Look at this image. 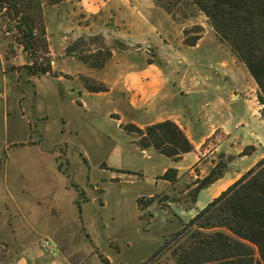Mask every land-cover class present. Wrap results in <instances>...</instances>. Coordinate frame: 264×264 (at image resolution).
Listing matches in <instances>:
<instances>
[{"label":"rangeland","instance_id":"rangeland-1","mask_svg":"<svg viewBox=\"0 0 264 264\" xmlns=\"http://www.w3.org/2000/svg\"><path fill=\"white\" fill-rule=\"evenodd\" d=\"M166 1L178 27L176 40H147L141 50L116 52L109 61L155 60L168 76L169 109L202 114L201 128L208 136L177 164L153 149L142 151L134 143V134L124 131L121 124L145 118L133 115L117 100L80 96L76 83L69 80L43 76L33 85L0 73V158L4 164L0 178L4 173L20 175L19 182L33 198L53 193L73 195L74 200L80 197L71 212L49 217L63 238L62 245L53 236L48 238L53 254L42 245L46 233L36 236L44 249L37 264H105L99 254L111 264H172L168 252L158 253L165 242L264 156L261 105L246 66L216 38L202 12L187 0ZM46 18L54 33L55 21L62 18L58 29L64 31V43L77 32L76 25L86 33L104 32L105 39L115 33L114 27L105 25L104 17L85 16L74 0L49 7ZM9 27L8 16L0 10V69H20L28 64L27 54L16 42L14 30L7 31ZM198 30L197 45L184 44V37H194ZM48 42L53 53L49 50L47 55L55 60L52 70L75 76L74 61L80 60L59 48L55 38ZM76 101L85 103L87 111ZM116 109L120 119L110 116ZM243 150L246 154L241 155ZM222 164V179L200 189L194 198L200 181L212 171L217 173ZM169 167H178L173 183L160 178ZM142 196L152 197L140 211L137 199ZM43 206L42 200L39 207ZM36 220L44 224L46 217L38 215Z\"/></svg>","mask_w":264,"mask_h":264},{"label":"trees","instance_id":"trees-1","mask_svg":"<svg viewBox=\"0 0 264 264\" xmlns=\"http://www.w3.org/2000/svg\"><path fill=\"white\" fill-rule=\"evenodd\" d=\"M65 1L0 0V10H4L11 24L7 31L14 30L16 42L27 54L28 64L23 68L32 76L58 75L52 70L51 59L47 55L46 12L49 7ZM188 1L206 16L216 38L246 66L257 85L260 115L264 119V0ZM184 32L187 33V30ZM104 34L74 32L63 50L90 68H101L113 51L128 54L147 46L145 42H135L116 34H109V39H105ZM200 37V30L194 37L186 35L184 44L194 46ZM86 44L93 46L83 47ZM147 62L155 60L147 59ZM80 78L90 92L108 90L105 83L92 77L80 75ZM121 127L134 134V143L141 150L153 149L175 162L181 160L183 154L194 150L183 129L171 119L144 127L128 122ZM244 154L246 151H241V155ZM2 165L0 158V169ZM223 168L222 164L217 173L212 171L203 178L193 197L200 189L221 178ZM177 172L176 167H169L160 178L173 183ZM151 197L137 199L140 211L150 204ZM164 250L168 252L172 264H264V156L196 212L171 235L158 253ZM99 256L105 264H111L108 258L102 254Z\"/></svg>","mask_w":264,"mask_h":264},{"label":"crops","instance_id":"crops-1","mask_svg":"<svg viewBox=\"0 0 264 264\" xmlns=\"http://www.w3.org/2000/svg\"><path fill=\"white\" fill-rule=\"evenodd\" d=\"M74 1L85 16L92 18L96 17L97 19L104 17L105 25L114 27V34L123 38L135 42H146L147 40L157 41L161 38H166L167 40H172L173 38L176 40L177 38L178 27L174 19V12L168 5L170 4L169 1ZM187 2L189 1L187 0ZM189 4L191 3L189 2ZM62 22V18L55 21V33L49 29L48 25L46 28L47 39L49 40L50 37L55 38V41L60 44L59 48L61 49L66 45L63 41L65 38L63 35L64 31H59L58 29ZM76 27L77 29H75L79 32H87L81 29L80 25H76ZM196 45L197 43L190 47H195ZM49 50L52 54L53 47L50 42ZM22 53L26 55L24 49ZM115 54L116 51H113L112 56ZM109 60L105 63L103 68L98 70L88 67L82 61H74V66L76 65L77 67L75 76H65L63 75V71H61V73L59 72L57 76H52L50 74L32 76L28 74L27 70H23L25 69L23 67L9 70L5 69L4 66L0 69V73L3 76L12 74L16 81L20 80L21 83L30 82L33 85L43 76H50L58 80L72 81L76 83L75 85L80 96H85L89 99L92 97L109 96L111 97L109 99L110 101L117 100L120 104L130 108L133 115H139L145 118L143 122H139L132 118L127 120V122H132L140 127H144L164 119H171L183 129L187 137L193 143L195 149L203 143L208 134L206 131H202L201 128L203 122L202 114L194 115L192 113V115H189L185 110L179 107L169 109L167 101H169L170 95L168 92H165L168 76L165 75L160 64L156 62L149 63L146 60L126 61L120 59L113 63ZM51 63L55 70V60L53 59ZM109 64H111V66ZM24 71L26 73L25 76L22 77ZM81 74L100 79L107 85L108 90L90 92L85 88L80 78ZM51 95L52 97L55 96L54 93ZM76 102L87 111V105L85 103ZM94 111L95 110H93V112ZM110 116L117 119L122 117L117 109L112 110ZM261 120L264 121L262 118ZM35 143L36 142H28L30 145H34ZM18 144L21 145L23 143H13L12 146ZM147 150L142 151L148 152ZM189 153L191 152L183 154L182 160ZM174 163L177 164V162ZM220 179L222 178H219L217 181ZM19 180H21L20 175L8 173H4L0 178V264H37V259L44 254V249L42 248L43 244L41 245L40 239L36 237L42 232L46 233L47 238L53 236L57 245H62L63 238L61 235L58 236L57 234L59 226L56 223H51L49 217L52 215L55 216L62 211L71 212L73 204H77L76 200H80L79 196L74 200L73 195L65 197L55 193L47 196L39 194L38 197L33 198L28 194V190L23 187ZM42 200L44 202L43 208L39 207ZM38 215L46 217V220L43 221L44 224L38 223L36 220V216Z\"/></svg>","mask_w":264,"mask_h":264},{"label":"built area","instance_id":"built-area-1","mask_svg":"<svg viewBox=\"0 0 264 264\" xmlns=\"http://www.w3.org/2000/svg\"><path fill=\"white\" fill-rule=\"evenodd\" d=\"M42 244H43V246L45 247V249L48 250L49 253H51V254L54 253V251H53V249H52V247H51V242H50V240H49L48 238H45V239L43 240Z\"/></svg>","mask_w":264,"mask_h":264}]
</instances>
